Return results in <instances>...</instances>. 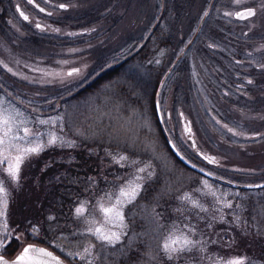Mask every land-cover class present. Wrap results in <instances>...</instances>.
I'll return each instance as SVG.
<instances>
[{"label":"rangeland","instance_id":"1","mask_svg":"<svg viewBox=\"0 0 264 264\" xmlns=\"http://www.w3.org/2000/svg\"><path fill=\"white\" fill-rule=\"evenodd\" d=\"M47 1L36 0L41 7L58 13L57 24H68H62L61 34H57L70 35L81 43L70 48L49 44L48 40L58 37L39 35L43 31L35 25L47 22V19L43 12L33 10V13L25 0H8L12 29L0 30V101L4 102V108L17 120L24 121L21 129L27 126L43 132L45 143L49 133L65 142L45 147L43 151L56 153L47 154L46 158H42L43 151L29 156L22 165L18 184L25 182L28 188L35 166L31 165L36 160L45 163L55 156L63 159L67 155L65 151L71 147L77 149L72 133L75 130L81 135L89 134L90 142L96 138L106 140V148L100 151L92 148V153L100 156L102 164L107 166H101L99 171L113 187L107 192L109 186H104L96 199L81 202L86 209L82 216L75 212L70 215V220L82 219L74 227V233H83V246L59 239L53 247L33 241L27 232L19 231L18 237L12 238L7 246L16 247L14 254L8 255L4 249H0V254L14 258L22 247L34 244L49 248L70 264H87L79 258L68 257L66 252H82L83 247L91 244L95 247L90 259L101 264L98 259L101 242L87 231L89 227L100 226L97 223L102 221L99 204L107 206L125 181L132 178L137 167L150 164L153 178L157 158L163 165L174 163L156 127L154 105L157 101L163 137L171 139L188 160L198 158L201 151L215 158L218 166L200 160V166L216 177H205L195 190L196 197L203 198L200 205L207 211L198 208L199 212L192 214L188 207H174L171 210L173 216L181 213L182 219L169 226L162 222L163 218L153 215L160 229L159 240L148 250L149 253L156 251L157 255L159 252L158 256L164 261L153 253L152 262L148 259L140 264H169L160 245L170 231L184 229L185 225L195 229L191 238L204 241L205 250L194 249L174 264H210L207 258L218 256L224 259L248 257L250 264H264V187H243L264 181V68L258 67L264 64V0H241L240 4L233 0H49L55 1L54 6ZM60 4L67 7L60 8ZM18 7L33 19L30 22L23 20ZM246 8L256 9V15L248 20L225 15ZM235 27L238 32L233 30ZM26 28L29 36L23 35ZM153 29H159L164 44L145 58L140 57ZM26 38L29 41L25 45ZM64 38L66 36L61 39ZM247 38L250 39L248 49ZM17 40L20 45H15ZM240 42L244 44L243 49L239 47ZM249 49L253 50L250 61H253L256 72L253 78L256 80L246 89L235 86L228 77L236 67L246 69ZM58 50L62 51L59 54L66 55L62 61L39 57ZM234 55H239L244 64H236L232 60ZM73 68L80 69L79 74L67 75ZM111 69H118L112 77ZM99 76H103L104 81L97 83V89L89 91L83 99L61 104L60 98H70L82 85L95 84ZM67 90L69 92L63 95L62 91ZM37 120L55 122L41 125L36 123ZM70 142L72 146H69ZM120 155H126L129 160L117 163ZM131 161L140 163L132 164ZM172 172L176 173L174 181L184 178V182H192L194 179V174L184 169ZM147 180L143 181V186ZM12 184L6 181L8 195ZM7 200L6 217H0V239L14 237L8 216L9 196ZM228 202L233 206L231 209L225 206ZM128 205L124 207V216ZM168 206L170 204L166 208ZM164 212L169 215L170 210ZM191 216L192 226L187 219ZM236 216L240 218L239 223L235 222ZM4 223L9 229L7 233L2 231ZM125 223L124 229L116 230L127 233L126 216ZM124 237L122 235L121 242ZM108 246L112 245H103ZM61 247L66 251L61 252ZM104 263L117 262L104 259Z\"/></svg>","mask_w":264,"mask_h":264},{"label":"trees","instance_id":"2","mask_svg":"<svg viewBox=\"0 0 264 264\" xmlns=\"http://www.w3.org/2000/svg\"><path fill=\"white\" fill-rule=\"evenodd\" d=\"M9 17H11V6L8 0H0L1 31L12 29ZM117 70H109L110 76L112 77ZM97 81L95 84L88 83L84 87L82 85L79 91L70 98H67V96L60 98L61 104H66L70 100L83 99L89 91L97 89V83L104 81V77L99 76ZM6 91L10 90L7 89ZM63 91V95L69 92V90L67 92ZM156 127L168 147V139L165 135L163 137L160 122ZM77 129L79 130L78 127ZM72 133L74 135L73 140L77 141V149L71 147L68 151H65L67 155L63 159L55 156L45 163L40 159L32 163L31 166L35 165L34 173L28 188H26L25 182H23V185L15 183L11 185L12 188L8 195L10 197L8 216L13 227V239L18 237L17 233L19 231H23L27 232L29 239L49 246L56 247L59 239L66 243L78 242V245L83 246V233L81 231L74 233V227L78 223L80 224L82 219L70 220V215H73L81 202L94 200L101 195L104 191L102 187L109 186L106 190L109 192L113 186L107 184V179L99 171L101 166H104V168L107 166L102 164L100 156L92 153V148H97L98 151L104 147L106 148V140L96 138L94 142H90L89 134H82L87 137L85 138L75 130ZM168 150L174 159V163L163 165L158 158L156 159L155 176L144 183L145 185L136 201L126 207L125 216L129 227L123 241L108 247H98L100 252L98 259L101 264H106L104 259L116 261V264H140L141 262H147L148 259L155 258L153 253H156V251L149 253L150 249L148 250V247L152 249L154 241L159 240L157 235L160 229H158L159 227L157 222L154 221L153 215L157 216L158 213L163 218L162 222L169 226L170 224L173 225L176 220L180 221L182 219L181 213L178 216H173L174 213L171 210L174 207H188L189 213L192 214L199 212L198 207H194L189 201H182L179 197L189 193L192 199L200 204L203 198L201 196L200 198L196 197L195 190L200 187V184L204 182L202 179L207 176L186 166L176 157L170 147H168ZM42 153V158H46L47 154H54L55 152L45 150ZM196 159L191 157V161L198 166L201 165L200 160L205 161L200 155ZM213 166H218L217 161ZM183 169L194 174L193 180L195 181L184 182V178L180 181H174L173 178L176 173L172 171H183ZM212 179H216V177L214 176ZM193 196L196 198H193ZM168 203L170 206L166 208L169 205ZM152 210H154V213H152ZM166 210H170L169 215L164 214ZM187 219L191 226L194 225L191 222V220L193 221L192 216ZM33 228L36 229L35 233L32 231ZM15 248L9 246L3 252L13 255ZM157 259L164 261V258L161 259L159 256ZM172 262L174 264V261ZM169 264H171V261H169Z\"/></svg>","mask_w":264,"mask_h":264},{"label":"snow or ice","instance_id":"3","mask_svg":"<svg viewBox=\"0 0 264 264\" xmlns=\"http://www.w3.org/2000/svg\"><path fill=\"white\" fill-rule=\"evenodd\" d=\"M235 4H240L241 0H233ZM27 3L33 4L40 12H44L45 9L41 8L39 4H35L34 0H27ZM60 8H66L67 5L60 4ZM264 7V5H262ZM19 11V7H18ZM51 15V13H49ZM207 15V13H205ZM226 16H235L241 20L251 19L256 15V9L246 8L242 11H237L235 13L228 12L225 13ZM20 16L23 20L28 21L29 16L23 11H20ZM36 28L44 30L40 23H36ZM58 31V29L56 30ZM5 67H7L5 65ZM260 68H264V64L258 65ZM8 71H11L9 68ZM80 69L73 68L67 75L72 76L73 74H79ZM252 83V81H248ZM19 113H17V116ZM53 120H37L36 123L41 125H46L54 123ZM24 124L23 120H17L16 116H13L6 108H4V102L0 101V217H6L5 209L7 208V197L8 189L6 187V181L18 184L20 179L21 168L24 161L31 155H38L45 147L53 146L57 144L63 145L65 143L57 135L53 133L48 134L47 142L43 140L44 133L36 131L24 126L22 129L20 125ZM190 131V129H188ZM21 131L23 134H21ZM231 131V129H229ZM72 146V143H69ZM175 147V145H173ZM205 160L210 163H216L215 158L204 156ZM129 157L126 155H120L117 163L128 161ZM132 164H139V161H131ZM151 168L150 164H146L143 167H137L135 172L131 174V179L125 181V185L119 188V193L110 200L109 204L106 206L103 203L99 204V211L102 215V221H98L100 224L98 227H89L87 231L97 238L101 242V246L104 244L114 245L118 243L122 235H126L123 231L127 225L125 223L124 207L128 204H133L136 198L140 195L143 189V181L145 179H151L154 175L153 172L149 171ZM144 174V175H141ZM212 175V173H208ZM207 183V182H205ZM248 187L260 188L264 185H249ZM215 195V193H213ZM182 201H189L194 207L200 208L202 211H207L204 209L196 200L192 199L191 194L185 193L183 196L179 197ZM220 203H224L223 200ZM226 207L231 209L233 206L231 202L225 204ZM86 209L84 205L77 207L75 213L77 216H82ZM179 211V209H178ZM264 211V210H262ZM157 216L159 214L157 213ZM215 219V217H213ZM220 219L223 221L224 217L221 216ZM239 216L235 217V222L239 223ZM211 223L208 224L210 228ZM120 229V230H116ZM2 231L4 233L9 232L6 223L3 224ZM34 233L36 229L32 230ZM194 228H189L188 225L184 226V229L178 231H170L169 234L163 239L162 245H160L161 251L164 256L169 261H178L185 256L186 253L190 254L194 249L198 251H204L205 242L202 240H194L191 238V233H194ZM13 237L4 236L0 239V249H6L8 244H10ZM79 247V246H78ZM95 245L85 246L81 251H67L66 255L73 259L79 258L82 261H86L87 264H95L94 259H90L92 256V249ZM61 252L66 250L61 247ZM154 259V258H153ZM210 264H250L248 257H229L224 259L223 257H212L207 258ZM0 264H64L59 256L54 255L53 252L46 248L37 247L34 244H28L22 247V250L15 255L14 259L9 260L5 255L0 254Z\"/></svg>","mask_w":264,"mask_h":264},{"label":"flooded vegetation","instance_id":"4","mask_svg":"<svg viewBox=\"0 0 264 264\" xmlns=\"http://www.w3.org/2000/svg\"><path fill=\"white\" fill-rule=\"evenodd\" d=\"M25 1H26V6H28L33 13H35V11H33V10H36V12L39 11L37 8L34 7L33 4L27 3V0H25ZM34 3L37 4L36 0H34ZM47 3L54 6V4H52V3H55V1H49L48 0ZM41 8H44L45 9V11L42 14L45 15V17L47 19V22H37V23H40L43 26V29H44L43 30V33H39V35H42L43 37L44 36H48V37H51V38H54L56 36L58 37V38H55L56 40H54V39L53 40H51V39L48 40L49 41V44L55 45V46L59 45L58 47H69L70 48V46H76L80 42L76 38H72L70 35H65V34L58 35L57 32L61 34V29H59V28H61V25L62 24H65V23H62L61 24V22H59L57 24L55 18L58 16V13L57 12H51L50 11L51 9L49 10L46 7H41ZM20 11H23V9L22 8L19 9V13H20ZM24 13L29 16V20L26 21V22H30L31 19H33V17L31 18V15H29L27 12H24ZM49 13H51V15H49ZM60 19H62V18H59V20ZM65 25H68V24L66 23ZM57 29H58V31H56ZM38 30L41 31L40 29H38ZM158 30L159 29H156V30L153 29V30H151V32H150V34H151L150 35V40L146 39V42H145V45H146L145 48H146V50L143 49L142 50L143 52H140L139 51L140 52L139 55H141L140 57H142V55H143V58H145L146 56H148V53H150V52L153 51V49L156 50L158 46H162V44H164L163 41L161 40V37L159 36ZM233 30H235V31L238 32L239 29H237V27H235ZM27 31H29V29L27 30V28H26L24 30V33H23L24 36L25 35L26 36H29V34L27 33ZM248 33H249V31L246 32V34H248ZM54 35H56V36H54ZM63 36L64 37L66 36V38L61 39ZM235 38H237L236 35H235ZM249 40L250 39L247 38V42H246L247 49H248V46H249ZM28 41H29V39L26 38V40H24L23 43L26 45V43H28ZM56 41H57L58 44L56 43ZM237 41H238V38H237ZM240 43L241 44H240L239 47L241 49H243L244 44L242 42H240ZM15 45H20V43H19L18 40L15 42ZM141 48H142V46H141ZM60 52H62V51L58 50L56 52H52V53L47 54V55L42 54L39 57H41V58H47L50 61L51 60H54V61H62V60L65 59L64 57L66 55L65 54H59ZM249 52H251V53H249ZM252 56H254L253 55V50L252 49H249L248 52H247V55H246V60H245L246 65H247V67L245 66L246 69L243 70L241 68L236 67V69L234 71H230L229 72V76L230 77H228V79L230 81L232 80L233 81L232 83L235 86L240 87V88H246L247 89V88H249V85H253L255 83V80L256 79L253 78V75L256 72H254L255 70H253V61H250V58H252ZM238 57H239V55H234L233 58H232V60L234 59L235 63L236 64H239L241 66V64H244L243 63L244 60L241 59V58H238ZM251 65H252V67H251ZM262 75H263V78H264V73ZM235 79H238V80L235 82ZM243 81H245V83H243ZM248 81H252V83H248ZM157 103L158 102L156 101L155 102V105H154L155 106L154 109H155V112H156L157 121L160 122V124L162 125V123H161L162 121L158 118V115H157V106H156Z\"/></svg>","mask_w":264,"mask_h":264},{"label":"water","instance_id":"5","mask_svg":"<svg viewBox=\"0 0 264 264\" xmlns=\"http://www.w3.org/2000/svg\"><path fill=\"white\" fill-rule=\"evenodd\" d=\"M157 115H158V118L161 120V111H160V107H159V104L157 103ZM168 144H169V146L168 147H170L171 148V150L173 151V153L176 155V157L179 159V160H181L186 166H189L190 168H192V169H194V170H196V171H198V172H200V173H202V174H204L205 176H207V177H211V178H213L214 177V175L212 174V175H208V173H209V171H207L206 169H204V168H202V167H200V166H198V165H196L195 163H193V162H191L190 160H188L180 151H179V149H178V147L174 144V142L170 139V140H168ZM173 145H175V147H173ZM200 155L204 158V156H207L206 154H204L203 152H200ZM209 157V156H208ZM208 161V160H207ZM209 162V161H208ZM211 173V172H210ZM231 185H233V186H239L238 184H236V183H232ZM249 185H264V181L263 182H260V183H253V184H245V185H243V187H245V188H250V187H248ZM252 188H255V187H252ZM37 247H42V248H46V249H48L49 251H51L49 248H47V247H45V246H38V245H36ZM52 252V251H51ZM54 255H56L55 253H54ZM57 256V255H56ZM60 257V256H59ZM7 259H9V260H12V259H14V258H9V257H6ZM61 258V257H60ZM61 260H63L62 258H61ZM64 261V264H70L69 262H67V261H65V260H63Z\"/></svg>","mask_w":264,"mask_h":264}]
</instances>
